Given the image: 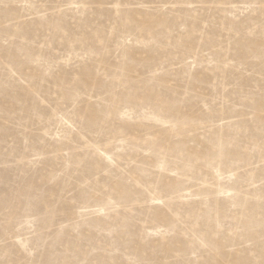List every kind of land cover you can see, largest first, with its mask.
<instances>
[{
  "label": "rangeland",
  "instance_id": "374dc122",
  "mask_svg": "<svg viewBox=\"0 0 264 264\" xmlns=\"http://www.w3.org/2000/svg\"><path fill=\"white\" fill-rule=\"evenodd\" d=\"M0 264H264V0H0Z\"/></svg>",
  "mask_w": 264,
  "mask_h": 264
}]
</instances>
